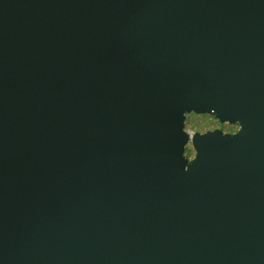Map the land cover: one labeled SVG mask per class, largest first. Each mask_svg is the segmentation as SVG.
Wrapping results in <instances>:
<instances>
[{"label": "water", "instance_id": "1", "mask_svg": "<svg viewBox=\"0 0 264 264\" xmlns=\"http://www.w3.org/2000/svg\"><path fill=\"white\" fill-rule=\"evenodd\" d=\"M0 264H264V0H0Z\"/></svg>", "mask_w": 264, "mask_h": 264}, {"label": "rangeland", "instance_id": "2", "mask_svg": "<svg viewBox=\"0 0 264 264\" xmlns=\"http://www.w3.org/2000/svg\"><path fill=\"white\" fill-rule=\"evenodd\" d=\"M221 129L225 132L236 131L238 128L236 125L228 123L222 124L216 118L209 115H196L194 113L187 116L186 130L190 133L206 132L208 130ZM194 150L191 145L186 148V156L191 158L194 156Z\"/></svg>", "mask_w": 264, "mask_h": 264}, {"label": "flooded vegetation", "instance_id": "3", "mask_svg": "<svg viewBox=\"0 0 264 264\" xmlns=\"http://www.w3.org/2000/svg\"><path fill=\"white\" fill-rule=\"evenodd\" d=\"M236 126H237V128H238L236 131H232V132H225V131H224V132H225V133H233V134H234V133L238 132V130H239V126H238V124H236ZM222 131H223V130H222ZM194 155H195V154H194ZM192 158H194V156L191 157V159H192Z\"/></svg>", "mask_w": 264, "mask_h": 264}, {"label": "built area", "instance_id": "4", "mask_svg": "<svg viewBox=\"0 0 264 264\" xmlns=\"http://www.w3.org/2000/svg\"><path fill=\"white\" fill-rule=\"evenodd\" d=\"M189 132V131H188ZM190 133V132H189ZM190 134H193V133H190Z\"/></svg>", "mask_w": 264, "mask_h": 264}]
</instances>
